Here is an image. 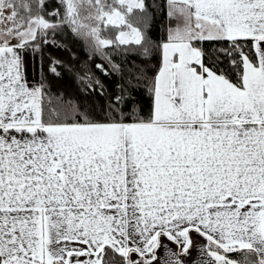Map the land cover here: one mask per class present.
I'll return each mask as SVG.
<instances>
[{"label":"snow or ice","instance_id":"1","mask_svg":"<svg viewBox=\"0 0 264 264\" xmlns=\"http://www.w3.org/2000/svg\"><path fill=\"white\" fill-rule=\"evenodd\" d=\"M0 264H264V0H0Z\"/></svg>","mask_w":264,"mask_h":264},{"label":"trees","instance_id":"2","mask_svg":"<svg viewBox=\"0 0 264 264\" xmlns=\"http://www.w3.org/2000/svg\"><path fill=\"white\" fill-rule=\"evenodd\" d=\"M77 51H79V49H76ZM57 87L62 89V90H68L71 91L74 88V84H73V80L71 75L67 76L64 78V80H62L61 82H59L57 84Z\"/></svg>","mask_w":264,"mask_h":264}]
</instances>
